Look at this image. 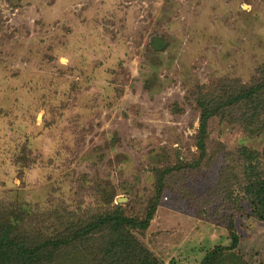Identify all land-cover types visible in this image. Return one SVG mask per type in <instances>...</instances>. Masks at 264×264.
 <instances>
[{"label":"rangeland","instance_id":"374dc122","mask_svg":"<svg viewBox=\"0 0 264 264\" xmlns=\"http://www.w3.org/2000/svg\"><path fill=\"white\" fill-rule=\"evenodd\" d=\"M241 147L264 178V0H0V223L18 234L153 210L128 234L149 264H202L232 223L220 264H264ZM71 256L53 264L89 263Z\"/></svg>","mask_w":264,"mask_h":264},{"label":"trees","instance_id":"16d2710c","mask_svg":"<svg viewBox=\"0 0 264 264\" xmlns=\"http://www.w3.org/2000/svg\"><path fill=\"white\" fill-rule=\"evenodd\" d=\"M162 39L155 38L151 45L154 49L163 50ZM159 43V44H157ZM240 91V90H239ZM258 93L257 88L243 87L239 95L230 98L226 104L242 102ZM248 100V99H247ZM202 103V107L204 108ZM209 112L204 113L199 129V140L197 147L201 154L205 155L204 136L206 137L205 123ZM239 158L246 161V172L249 173V185L245 188L253 207V214L264 220V178L258 173L260 155H256L247 148L241 147L238 151ZM248 161L250 162L248 164ZM160 181V179H159ZM153 210L144 220L122 217L112 214L101 215L93 218L86 224L71 223L68 229L59 236L34 241L31 236L18 234L20 219L8 217L0 223V264H53L62 260L65 255L73 259L94 260L95 264H149L152 255L146 249L131 246L129 229H146L153 219ZM15 215V214H14ZM234 223L229 225L231 244L228 248H216L203 260L202 264H220L226 251H235L239 247V235ZM138 254V256H133ZM65 254V255H64ZM236 264H249L248 262H237Z\"/></svg>","mask_w":264,"mask_h":264}]
</instances>
